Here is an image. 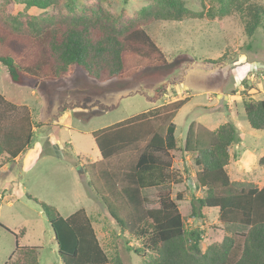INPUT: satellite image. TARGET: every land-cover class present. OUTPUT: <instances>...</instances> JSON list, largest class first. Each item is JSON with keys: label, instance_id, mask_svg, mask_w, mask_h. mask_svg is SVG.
Masks as SVG:
<instances>
[{"label": "trees", "instance_id": "trees-1", "mask_svg": "<svg viewBox=\"0 0 264 264\" xmlns=\"http://www.w3.org/2000/svg\"><path fill=\"white\" fill-rule=\"evenodd\" d=\"M55 1L24 3L47 10ZM217 2L219 16L240 15L250 39L263 29L264 4L258 0ZM200 16L188 9L185 0H161V6L143 8L129 21L101 9L25 23L0 17V68L19 85L26 80L57 82L73 70L85 72L98 83L130 80L147 68L168 64L148 25ZM14 46L22 51L24 47V56L15 55ZM188 101L179 99L92 132L100 159L78 157L88 185L120 231L140 242L134 252L148 254L150 264H264V184L231 179V148L241 142L232 122L213 131L190 126L183 152L193 157L196 181L204 190V196L196 199L198 207L193 205V216L200 217L203 209H218L219 223L242 225L247 232L225 234L221 242L203 249V231L187 229L186 218L169 191L159 194L157 208L149 207L153 201L145 190L183 182L174 168L173 152L178 149L174 119ZM14 108L0 95V168L14 163L32 142L35 124L28 112L17 124L5 125L8 111ZM244 108L250 127L264 131V100L245 101ZM259 166L264 169V156ZM28 198L46 216L62 264H111L84 208L64 218L54 206ZM177 200L183 199L178 195ZM24 234L25 229L15 235L16 249L5 264H39L38 247L19 246Z\"/></svg>", "mask_w": 264, "mask_h": 264}, {"label": "rangeland", "instance_id": "rangeland-1", "mask_svg": "<svg viewBox=\"0 0 264 264\" xmlns=\"http://www.w3.org/2000/svg\"><path fill=\"white\" fill-rule=\"evenodd\" d=\"M24 1L0 0V17L25 23L37 17L101 9L129 21L143 8L161 6V0H56L42 10ZM185 2L201 16L148 25L168 64L147 68L133 79L98 83L85 72L73 70L57 82L26 80L19 85L0 68V95L15 107L8 111L5 125L17 124L26 112L35 124L31 147L0 172V264L13 254L15 235L23 229L19 246L38 247L39 264H62L54 232L40 205L28 195L54 206L64 218L84 208L111 264H150L148 254L134 252L140 242L121 232L96 198L78 157L93 161L100 157L92 132L179 99H189L174 119L178 147L173 152L174 168L183 182L163 190H145L153 201L149 207L157 208L159 194L169 191L186 218L187 229L203 231V249L221 242L225 234L247 232L242 225L219 223L218 209H203L200 217L193 216V205L198 207L196 199L204 196V190L196 181L193 157L185 155L183 147L190 126L213 131L232 122L241 142L231 148V179L258 186L264 183V169L259 166L264 131L250 127L244 108L245 101L264 100V27L250 39L240 15H218L217 0ZM11 49L15 55L25 54L24 47L23 51ZM38 124L45 126L37 128ZM178 195L183 200H177Z\"/></svg>", "mask_w": 264, "mask_h": 264}, {"label": "crops", "instance_id": "crops-1", "mask_svg": "<svg viewBox=\"0 0 264 264\" xmlns=\"http://www.w3.org/2000/svg\"><path fill=\"white\" fill-rule=\"evenodd\" d=\"M43 126H45V125L43 124ZM30 147H31V146H30ZM21 154H22V153H21ZM241 155H242V154H241ZM19 156H20V155H19ZM19 156H18V157H19ZM18 157H17V158H18ZM99 159H100V157H99L97 160H99ZM16 160H17V159H16ZM97 160H96V161H97ZM94 161H95V160H94ZM8 165H9V164L3 165V166L0 168V172H1V171H4V172H5L6 170H8V168H9ZM263 184H264V183H260L259 187H262Z\"/></svg>", "mask_w": 264, "mask_h": 264}, {"label": "water", "instance_id": "water-1", "mask_svg": "<svg viewBox=\"0 0 264 264\" xmlns=\"http://www.w3.org/2000/svg\"><path fill=\"white\" fill-rule=\"evenodd\" d=\"M81 171L79 170V173H80ZM55 236V235H54ZM56 237V236H55Z\"/></svg>", "mask_w": 264, "mask_h": 264}]
</instances>
